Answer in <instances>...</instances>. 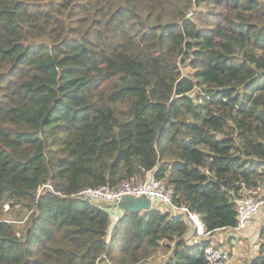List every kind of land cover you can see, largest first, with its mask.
Listing matches in <instances>:
<instances>
[{"label": "trees", "instance_id": "trees-1", "mask_svg": "<svg viewBox=\"0 0 264 264\" xmlns=\"http://www.w3.org/2000/svg\"><path fill=\"white\" fill-rule=\"evenodd\" d=\"M149 172L212 234L264 187V0H0V264H207L183 215L74 197Z\"/></svg>", "mask_w": 264, "mask_h": 264}, {"label": "built area", "instance_id": "built-area-1", "mask_svg": "<svg viewBox=\"0 0 264 264\" xmlns=\"http://www.w3.org/2000/svg\"><path fill=\"white\" fill-rule=\"evenodd\" d=\"M153 173L149 172L145 181L137 183L124 182L113 188L110 186L85 188L74 197L93 203L116 205L126 196H145L152 201L154 206L161 204L165 209L170 210L173 215H183L193 227V244L202 245L205 241H211L204 249L207 264H227L230 260L229 253L216 246L212 241L213 234L208 231L200 215L186 207L177 206L173 202L172 190L167 187L164 181L153 178ZM46 188L52 189V184L43 185L42 189ZM263 203L264 187L248 190L246 195L237 201L238 225L235 229L238 231L246 229L249 222L259 213ZM114 211L118 210L114 209ZM114 219L117 221V216H114Z\"/></svg>", "mask_w": 264, "mask_h": 264}, {"label": "crops", "instance_id": "crops-1", "mask_svg": "<svg viewBox=\"0 0 264 264\" xmlns=\"http://www.w3.org/2000/svg\"><path fill=\"white\" fill-rule=\"evenodd\" d=\"M119 212H115L117 215ZM264 229V203L259 213L249 222L246 229H222L215 232L212 241L218 243L219 248L229 253L227 264H251L255 258L260 243L261 233Z\"/></svg>", "mask_w": 264, "mask_h": 264}, {"label": "water", "instance_id": "water-1", "mask_svg": "<svg viewBox=\"0 0 264 264\" xmlns=\"http://www.w3.org/2000/svg\"><path fill=\"white\" fill-rule=\"evenodd\" d=\"M108 208L116 209L124 214L148 212L154 209V205L150 199L145 196L134 197L126 196L116 205H107Z\"/></svg>", "mask_w": 264, "mask_h": 264}, {"label": "rangeland", "instance_id": "rangeland-1", "mask_svg": "<svg viewBox=\"0 0 264 264\" xmlns=\"http://www.w3.org/2000/svg\"><path fill=\"white\" fill-rule=\"evenodd\" d=\"M16 223H17V222H16ZM17 224H19V223H17ZM215 244H216V246H217L218 243L216 242ZM218 245H219V244H218Z\"/></svg>", "mask_w": 264, "mask_h": 264}]
</instances>
